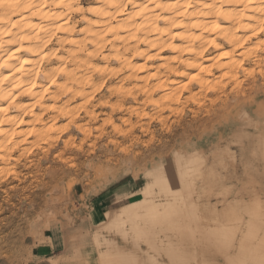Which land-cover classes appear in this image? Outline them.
Here are the masks:
<instances>
[{
  "label": "bare ground",
  "instance_id": "bare-ground-1",
  "mask_svg": "<svg viewBox=\"0 0 264 264\" xmlns=\"http://www.w3.org/2000/svg\"><path fill=\"white\" fill-rule=\"evenodd\" d=\"M263 65L264 0H0V192L104 125L145 133Z\"/></svg>",
  "mask_w": 264,
  "mask_h": 264
},
{
  "label": "rangeland",
  "instance_id": "rangeland-1",
  "mask_svg": "<svg viewBox=\"0 0 264 264\" xmlns=\"http://www.w3.org/2000/svg\"><path fill=\"white\" fill-rule=\"evenodd\" d=\"M258 69L240 76L235 93L209 96L163 125L149 122L148 132L124 138L104 125L83 152L42 161L37 181H12L16 190L0 192V261L25 262L59 226L79 230L75 238L93 245L98 264H264V65ZM159 161L162 180L153 176ZM122 179L136 183L133 197L97 216L74 196L77 187Z\"/></svg>",
  "mask_w": 264,
  "mask_h": 264
},
{
  "label": "crops",
  "instance_id": "crops-1",
  "mask_svg": "<svg viewBox=\"0 0 264 264\" xmlns=\"http://www.w3.org/2000/svg\"><path fill=\"white\" fill-rule=\"evenodd\" d=\"M76 189L74 196L77 201L85 204L97 216L105 209L112 208L132 196L137 186L134 181L122 179L106 183L99 189L94 186ZM74 232L79 233V230ZM74 232L69 228L52 227L44 236V242L31 248L30 257L28 256L25 262L12 263L2 260L0 264H98V252L93 245L77 240L75 235L78 234Z\"/></svg>",
  "mask_w": 264,
  "mask_h": 264
},
{
  "label": "snow or ice",
  "instance_id": "snow-or-ice-1",
  "mask_svg": "<svg viewBox=\"0 0 264 264\" xmlns=\"http://www.w3.org/2000/svg\"><path fill=\"white\" fill-rule=\"evenodd\" d=\"M163 163V161L156 162L154 165V170H153V176L157 180H162V175H161V169L160 165ZM128 264H131V262H128Z\"/></svg>",
  "mask_w": 264,
  "mask_h": 264
}]
</instances>
